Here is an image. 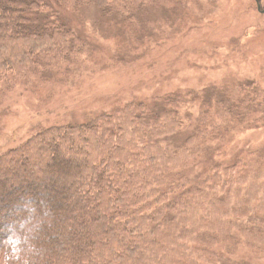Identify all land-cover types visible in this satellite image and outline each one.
Segmentation results:
<instances>
[{"label": "rangeland", "instance_id": "374dc122", "mask_svg": "<svg viewBox=\"0 0 264 264\" xmlns=\"http://www.w3.org/2000/svg\"><path fill=\"white\" fill-rule=\"evenodd\" d=\"M51 4L84 47L45 56L36 77L2 75L0 155L54 125L179 113L184 134L159 143L181 164L153 178L182 197L189 235L213 239L199 245L207 264H264V0H137L114 14L93 0Z\"/></svg>", "mask_w": 264, "mask_h": 264}, {"label": "trees", "instance_id": "16d2710c", "mask_svg": "<svg viewBox=\"0 0 264 264\" xmlns=\"http://www.w3.org/2000/svg\"><path fill=\"white\" fill-rule=\"evenodd\" d=\"M51 1L0 0V78L18 69L36 77L47 67L45 56L62 57L84 47ZM93 1L101 13L114 14L129 12L137 0ZM120 115L48 127L0 155V229L17 227L18 202L29 194L51 210L50 223L35 238L43 250L35 264H207V250L201 254L199 245L213 239L207 232L189 235L182 197L170 195L173 186L153 178L181 164H174L177 157L159 143L184 134L179 113L152 123L137 122L130 112ZM53 177L62 178L60 190L54 184L46 188ZM38 179L44 182L33 187ZM196 220L203 223L204 216ZM4 236L0 232V240ZM9 259L0 245V264Z\"/></svg>", "mask_w": 264, "mask_h": 264}, {"label": "clouds", "instance_id": "9594fccd", "mask_svg": "<svg viewBox=\"0 0 264 264\" xmlns=\"http://www.w3.org/2000/svg\"><path fill=\"white\" fill-rule=\"evenodd\" d=\"M17 214L20 221L15 229L10 230L7 226L0 229V232L5 233L0 245L10 257L8 264H35L43 251L35 238L50 223L51 210L43 199L37 202L26 194L18 202Z\"/></svg>", "mask_w": 264, "mask_h": 264}, {"label": "flooded vegetation", "instance_id": "af4514ba", "mask_svg": "<svg viewBox=\"0 0 264 264\" xmlns=\"http://www.w3.org/2000/svg\"><path fill=\"white\" fill-rule=\"evenodd\" d=\"M257 3H258V1H257Z\"/></svg>", "mask_w": 264, "mask_h": 264}]
</instances>
